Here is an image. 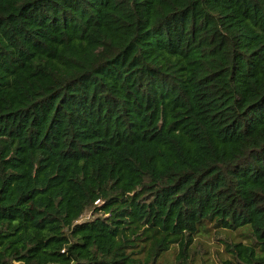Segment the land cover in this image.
I'll list each match as a JSON object with an SVG mask.
<instances>
[{
  "label": "trees",
  "instance_id": "obj_1",
  "mask_svg": "<svg viewBox=\"0 0 264 264\" xmlns=\"http://www.w3.org/2000/svg\"><path fill=\"white\" fill-rule=\"evenodd\" d=\"M213 229L264 264V0H0V264H212Z\"/></svg>",
  "mask_w": 264,
  "mask_h": 264
},
{
  "label": "rangeland",
  "instance_id": "obj_2",
  "mask_svg": "<svg viewBox=\"0 0 264 264\" xmlns=\"http://www.w3.org/2000/svg\"><path fill=\"white\" fill-rule=\"evenodd\" d=\"M98 202L96 205H99ZM100 215L94 209H87L81 216V220H91ZM225 231L213 229L209 232H202L192 246L193 257H208L212 264H220L223 257H227L224 249V242L233 239V241L247 242L248 238L243 233L236 231Z\"/></svg>",
  "mask_w": 264,
  "mask_h": 264
}]
</instances>
